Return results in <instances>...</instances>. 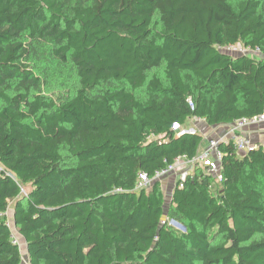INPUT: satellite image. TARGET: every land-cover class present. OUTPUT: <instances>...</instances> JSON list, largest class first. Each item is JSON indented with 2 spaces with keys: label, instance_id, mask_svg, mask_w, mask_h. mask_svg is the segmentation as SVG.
<instances>
[{
  "label": "trees",
  "instance_id": "obj_1",
  "mask_svg": "<svg viewBox=\"0 0 264 264\" xmlns=\"http://www.w3.org/2000/svg\"><path fill=\"white\" fill-rule=\"evenodd\" d=\"M263 112L264 0H0V264H264V144L137 188Z\"/></svg>",
  "mask_w": 264,
  "mask_h": 264
},
{
  "label": "built area",
  "instance_id": "obj_2",
  "mask_svg": "<svg viewBox=\"0 0 264 264\" xmlns=\"http://www.w3.org/2000/svg\"><path fill=\"white\" fill-rule=\"evenodd\" d=\"M226 52L231 54H248V48L241 45H231L224 48ZM253 51H259L255 49ZM201 120L200 118H198ZM260 123H264V112L251 118H241L231 124H227L228 131L225 133L224 138H204L205 145L201 146L196 155L192 158L178 157L172 164H169L164 169H161L155 173L153 177H150L147 173L142 172L139 175V182L137 188H143L151 184L156 179H163L170 174H175L177 180L180 181V187H183V182L187 177L193 174L195 168H205L208 174L215 177L216 181H222V159L224 156L221 150V143H232L237 154L243 155L253 149H256L258 145H255L248 137L246 129L250 126H254ZM178 127V126H176ZM185 132L195 133L197 129L191 127L189 129H183L180 134ZM203 143V144H204ZM163 222H166L164 219Z\"/></svg>",
  "mask_w": 264,
  "mask_h": 264
},
{
  "label": "rangeland",
  "instance_id": "obj_3",
  "mask_svg": "<svg viewBox=\"0 0 264 264\" xmlns=\"http://www.w3.org/2000/svg\"><path fill=\"white\" fill-rule=\"evenodd\" d=\"M248 50H249V48H248ZM248 54L249 55H254V56H257V57L262 55L260 51H253V50L248 51ZM190 120L187 122L186 125H184L182 127L178 126V127H175V128L178 129L180 132L183 129L191 128L190 124H189ZM227 131H228V128L225 127V128H217L216 132H218V133L216 135L211 134L212 130L208 131L209 136H207V134H205V133H203V134H204V136H207L206 138H209L211 136H214L213 138H224V135H225V133ZM260 143L264 144V140L260 141ZM161 182L163 183L164 181H161ZM174 186L175 185H173V184L170 185V183H168L167 181L164 184V188L163 189H164V192H165V205H166V209L165 210H166V215H168V213H169V209H170L169 204H170V201H171V197H172ZM29 190H30L29 187H25L23 189V194L22 195L25 196L28 193ZM15 204H16V200H12L9 203L8 211H7V214H6L7 218H8V224H9L11 230H12L13 239L15 240L16 243H18V245L20 247L23 260L25 262H28L29 261V257H28L27 243H26L25 239L23 238V236L20 234L19 228L16 226V223H15V218H14V207H15ZM164 219L167 220V216H165ZM170 223L173 224L172 223V219L170 220ZM176 228L178 230L182 231V229H180L178 227H176Z\"/></svg>",
  "mask_w": 264,
  "mask_h": 264
},
{
  "label": "crops",
  "instance_id": "obj_4",
  "mask_svg": "<svg viewBox=\"0 0 264 264\" xmlns=\"http://www.w3.org/2000/svg\"><path fill=\"white\" fill-rule=\"evenodd\" d=\"M205 122L206 121L203 119L199 120L198 118H193L190 120L189 124H190V127L196 128L198 130V132H200L203 136H204L203 133H205V134H207V136H209V134H208L209 130H212L211 134L216 135L218 133V132H216L217 128H225L226 127V125L210 126ZM263 129H264V123H260V124L254 125V126H250L246 129L248 137L252 140V142L255 145L262 144V143H260V141L264 140V130ZM207 136H204V138ZM213 137L214 136H211L209 138H213ZM205 143H207V142H205ZM205 143L203 144V146L205 145ZM173 179H176L175 174H172V176L169 175L168 177H166L163 180L164 182L162 183V187L164 188V184L166 181L168 183H170V185L171 184L174 185Z\"/></svg>",
  "mask_w": 264,
  "mask_h": 264
},
{
  "label": "water",
  "instance_id": "obj_5",
  "mask_svg": "<svg viewBox=\"0 0 264 264\" xmlns=\"http://www.w3.org/2000/svg\"><path fill=\"white\" fill-rule=\"evenodd\" d=\"M172 223H173L176 227L182 229L183 231L186 230V227H185L183 224H181L180 222H178V221H176V220H172Z\"/></svg>",
  "mask_w": 264,
  "mask_h": 264
},
{
  "label": "clouds",
  "instance_id": "obj_6",
  "mask_svg": "<svg viewBox=\"0 0 264 264\" xmlns=\"http://www.w3.org/2000/svg\"><path fill=\"white\" fill-rule=\"evenodd\" d=\"M198 131V130H197ZM204 143V142H203ZM203 145V144H202ZM259 145V144H258Z\"/></svg>",
  "mask_w": 264,
  "mask_h": 264
}]
</instances>
